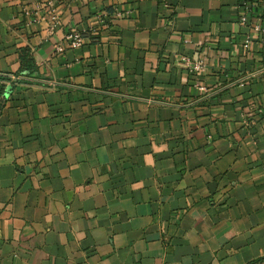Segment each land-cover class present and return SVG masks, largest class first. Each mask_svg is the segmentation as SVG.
<instances>
[{
  "label": "crops",
  "instance_id": "crops-1",
  "mask_svg": "<svg viewBox=\"0 0 264 264\" xmlns=\"http://www.w3.org/2000/svg\"><path fill=\"white\" fill-rule=\"evenodd\" d=\"M167 2L0 0V264H264V0Z\"/></svg>",
  "mask_w": 264,
  "mask_h": 264
},
{
  "label": "built area",
  "instance_id": "built-area-1",
  "mask_svg": "<svg viewBox=\"0 0 264 264\" xmlns=\"http://www.w3.org/2000/svg\"><path fill=\"white\" fill-rule=\"evenodd\" d=\"M168 0H160L162 4H164V7L167 6ZM53 2V1H52ZM49 2V6H51V3ZM49 10L47 11V14L49 16V20L51 21L50 26L47 29L48 35H51L55 29L56 26V17L53 13V10L51 7H48ZM250 8L251 6L248 3H243L242 12L240 13L238 24L242 28L245 29V32L243 34L242 38V47L244 49H248L252 45L253 36L252 35H261L264 37V27H262L259 23H252L249 19L250 15ZM41 9L40 6H35V10ZM116 17H119L120 14L116 13ZM64 40L67 44V46L70 49H78L80 48L84 42H85V36L84 33L81 31L71 30L68 31L65 36ZM183 64L185 67L194 75H201L204 71V61L202 59L198 60H192L188 58L182 59Z\"/></svg>",
  "mask_w": 264,
  "mask_h": 264
},
{
  "label": "water",
  "instance_id": "water-1",
  "mask_svg": "<svg viewBox=\"0 0 264 264\" xmlns=\"http://www.w3.org/2000/svg\"><path fill=\"white\" fill-rule=\"evenodd\" d=\"M8 90V89H7Z\"/></svg>",
  "mask_w": 264,
  "mask_h": 264
}]
</instances>
